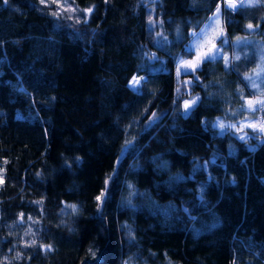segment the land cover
Here are the masks:
<instances>
[{
  "label": "trees",
  "instance_id": "trees-1",
  "mask_svg": "<svg viewBox=\"0 0 264 264\" xmlns=\"http://www.w3.org/2000/svg\"><path fill=\"white\" fill-rule=\"evenodd\" d=\"M263 70L264 0H0V264H264V139L213 127L264 120Z\"/></svg>",
  "mask_w": 264,
  "mask_h": 264
},
{
  "label": "rangeland",
  "instance_id": "rangeland-1",
  "mask_svg": "<svg viewBox=\"0 0 264 264\" xmlns=\"http://www.w3.org/2000/svg\"><path fill=\"white\" fill-rule=\"evenodd\" d=\"M234 2H236V0H234ZM225 4L227 5V7H229L226 0H225ZM218 6L220 8V12L219 13L216 12V9H217ZM217 19L219 20V25L218 26L215 24V21ZM209 25H212L213 27H216L217 32H222L223 33L222 35L225 36L224 27H223V20H222L221 4L216 6V8L208 16V18L205 20L203 25L199 28V30L196 33H200L201 30L204 29L205 31L208 32L209 37H212L213 33H212L211 29L206 27V26H209ZM158 35H159L158 38L164 37L163 33H160ZM222 35L215 36V38L212 39L211 42L206 45L205 50L207 49V47H211V43H215L216 48L221 50V46L219 45L218 41L222 37ZM192 41H193V37L191 38L190 43H192ZM221 53H222V51H221ZM180 59L192 60V59H194V55L191 56V57H186V58L179 57L178 61ZM148 60H149V64H150L154 60H156V57H152V59L148 58ZM178 61H177L176 69H177L178 66H180L178 64ZM202 63H200L199 66L196 69L200 68ZM157 68L158 67L154 66V67H152V70L153 69H157ZM190 72H194V71H190ZM256 74H258L259 80L262 79V77H263V80H264V70L262 71L261 74H259V72H256ZM175 75H176V79L178 81V85L177 86L180 87V88L181 87H185L188 90L189 89L188 84L191 81L190 76L184 73L183 68H181V72H180L179 75H177V71H175ZM140 84H141V78L140 77H133L131 79V81H130V86L133 87L135 90L140 86ZM249 100H252L254 102L252 108H249V106L247 104V101H249ZM257 100L264 101V96H259L258 95V96H255V97H252V98H248V99L245 100V105L244 106H245V108H246V110L248 112H250V113L253 112L254 113L257 110L264 109V108H261L260 104L255 103V101H257ZM192 101H195V103L191 104ZM199 101H200V95L195 94V93H190V96L185 97L184 100H183V104H182L183 111L185 113L189 114L190 112H192L193 108L199 103ZM185 102H189L190 105H191L190 108L187 111L184 108ZM208 112H214V110L212 108H209ZM155 119H158V118L155 117ZM203 122H204V115L202 116V115H196L195 114V115H192L189 118V124L188 125H189L191 130L202 134L203 133L202 132V130H203L202 125H204ZM232 124L236 125V128H227V130L231 134L235 135L236 137L245 136V134H246L245 139H243L242 141L246 142L249 146H252L251 140L264 139V132L259 130V126L260 125H264V120L263 119L249 117V118H245L243 120H239L237 122H233V123L232 122H226L225 123V125H232ZM253 124L257 125L256 129H253L252 127L249 126V125H253ZM241 128H242V131H236V129H241ZM202 135H205V134H202ZM205 137L208 139V136L205 135ZM252 148H253V146H252ZM0 173H1V171H0ZM0 181H1V176H0Z\"/></svg>",
  "mask_w": 264,
  "mask_h": 264
},
{
  "label": "snow or ice",
  "instance_id": "snow-or-ice-1",
  "mask_svg": "<svg viewBox=\"0 0 264 264\" xmlns=\"http://www.w3.org/2000/svg\"><path fill=\"white\" fill-rule=\"evenodd\" d=\"M3 2H4V4H7L8 0H3ZM41 3H44V0H41ZM227 4H228V6H230L233 9L236 7L234 0H227ZM88 11H91V9H89ZM216 12L217 13L220 12L219 6L217 7ZM56 14L58 15L59 13H56ZM215 24L217 26L219 25L218 19L215 21ZM206 27L211 29L213 36L209 37L208 32L205 31L204 29H202L200 33H196V32L192 33L193 41L188 46H186V49L189 52V54H194V59H192V60L180 59L178 61V64L180 66H178L176 69L177 75L180 74L181 68H183V71L185 74H190V71H195V69L199 66V64L204 62L205 60H215V59L224 58L221 56V50L216 48L215 43H211V47H207V49L205 50L206 45L209 44L211 42V40L215 38V36H219V35L223 34L222 32H217L216 27H213L212 25H209ZM248 27L251 28L252 25H248ZM224 43L226 44L227 40H225ZM236 58L238 59L239 57H236ZM249 79H250V77H249ZM251 86L253 88L257 87L255 82H253ZM194 103H195V101L191 102V104H194ZM255 103L260 104L261 108H264V101L257 100V101H255ZM247 104H248L249 108H252L254 102L252 100H249V101H247ZM190 106L191 105L189 102H185L184 108L186 111L190 108ZM249 126L252 127L253 129L257 128V125H255V124L249 125ZM213 127L218 128L220 130V134L224 135L225 134V132H224L225 128H236V125H234V124L225 125L223 122H220L218 124H213ZM259 130L264 132V125H260ZM236 131H242V128L236 129ZM245 136H246V134H245ZM245 136H240L238 138L243 140V139H245ZM101 195H103V194H101ZM97 200H100V197H97ZM69 207H72L73 209H75L76 206L70 205Z\"/></svg>",
  "mask_w": 264,
  "mask_h": 264
},
{
  "label": "bare ground",
  "instance_id": "bare-ground-1",
  "mask_svg": "<svg viewBox=\"0 0 264 264\" xmlns=\"http://www.w3.org/2000/svg\"><path fill=\"white\" fill-rule=\"evenodd\" d=\"M244 0H236V4H241Z\"/></svg>",
  "mask_w": 264,
  "mask_h": 264
}]
</instances>
